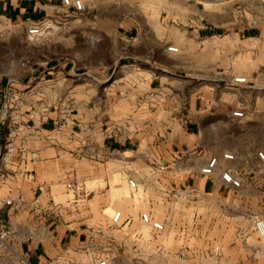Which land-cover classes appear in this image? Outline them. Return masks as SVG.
Listing matches in <instances>:
<instances>
[{"label": "crops", "instance_id": "0c3cea01", "mask_svg": "<svg viewBox=\"0 0 264 264\" xmlns=\"http://www.w3.org/2000/svg\"><path fill=\"white\" fill-rule=\"evenodd\" d=\"M88 1L77 11L62 0H0L1 20L13 24L4 33L14 37L15 46L0 74V86L12 81L15 89L8 95L17 100L6 114L1 102L8 95L0 87V178L7 172L18 174L19 169L7 166L26 161L24 150L35 163L48 149L59 160L62 154L57 148L71 156L73 147L82 161L88 157L83 149L94 144L102 154L116 153L128 162L138 156L142 162L162 164V176L171 178L172 184L199 193L212 192L221 182L218 173H201L211 158L228 169L245 170L251 160L232 141L235 135L230 129L236 118L234 101H239L231 100L225 82L236 76L238 56L244 58L243 73L255 79L264 73V22L232 32L229 14L216 19L215 0H106L109 6L102 9L95 6L97 1ZM63 7L66 10L59 9ZM41 22L49 26L48 34L62 23L58 30L64 46L76 54L60 60L51 54L40 57L38 48L31 56L20 53L18 39ZM76 36L78 43L72 44L70 37ZM49 43L47 38L41 47H50ZM170 46L177 50H168ZM56 82L62 83L67 103L51 110L40 100L44 86ZM92 82L97 84L93 103ZM247 83L235 90L248 88ZM76 96L78 103L72 101ZM134 115L142 117L136 121ZM92 126L103 133L99 143L81 138ZM7 129L27 138L10 140ZM56 131L66 138H49ZM40 137L45 140L42 148L28 146ZM226 151L232 160L223 157ZM251 155L257 159L254 151ZM20 174L25 175L22 180L28 189H10V203L8 196L0 198V228L7 230L0 256L22 255L32 264H46L81 249L87 236L85 222L70 218L65 206L54 201L38 170ZM16 210L31 212L32 228L23 235L16 228L21 223L15 224Z\"/></svg>", "mask_w": 264, "mask_h": 264}, {"label": "rangeland", "instance_id": "374dc122", "mask_svg": "<svg viewBox=\"0 0 264 264\" xmlns=\"http://www.w3.org/2000/svg\"><path fill=\"white\" fill-rule=\"evenodd\" d=\"M95 1L99 9L109 6L106 0ZM59 9L66 10L65 7ZM213 9L220 21L223 14H229L232 32L264 22V0H215ZM36 26L43 28L40 36L29 35L26 29L21 41H17V50L24 56H31L37 48L40 57L51 54L62 60L76 54L68 45L64 46L62 31L58 30L62 23L55 24V31L49 34L50 28L45 22ZM12 27V23L0 18V74L6 70L7 58H13L15 54L14 37L4 33ZM47 38L51 40L50 47H41ZM70 38L72 44L74 40L78 43L77 36ZM42 48H45L43 52ZM242 63L243 57L235 58L234 77L251 79L246 80L248 88L235 90L239 84H233L234 77L225 82V87L231 89V100L239 101H234L233 109L242 111V116H234L236 118L231 121L230 129L235 135L232 141L240 145L244 150L243 157L251 162L246 163L245 170L242 167L231 170L218 163V168L211 174H219V169L231 170L241 180L238 188L222 182L212 192L199 193L179 187L172 184L167 175L162 176V164L142 162L138 156L128 162L116 153L102 154L94 143L102 141L103 133L93 126L81 134V138H87L94 144L83 149L88 156L86 160L78 161L77 152H72L78 148L72 147L70 156L59 147L56 149L62 154L59 160H55L53 151L48 149L42 153L39 162L33 163L30 153L24 150L26 161L8 164L12 171H19H16L17 175L7 172L8 175L0 178V198L11 194L10 189H28L22 180L25 175L20 172L30 174L32 170H38L40 178L47 182L48 188L51 187L54 201L65 206L70 218L85 222L87 236L81 249L71 250L46 264H97L99 261H104V264H264V237H259L253 229L257 218L264 219V159L257 156L259 151L264 152V73L255 79V75L243 73ZM90 85L94 92L90 100L93 103L97 84L92 82ZM0 87L7 95L15 89L12 81ZM63 91L62 83L45 85L42 91L44 98L40 102L53 110L58 103H67V99H63ZM79 100L80 97L76 96L72 101L78 103ZM16 101L10 95L2 100L6 114L14 110ZM72 113H76V109ZM141 117L134 115L136 121ZM6 118L9 119L8 115ZM76 131L78 137V129ZM6 133L10 140L27 138L9 129ZM49 138L62 140L66 134L56 131ZM44 144L41 137L28 142L30 148H42ZM253 151L256 160L251 159ZM13 154L20 155L18 152ZM96 155L98 157L93 159ZM130 180L135 183L132 187ZM112 187L118 189L120 195H113L115 190ZM10 198L6 197L7 200ZM142 213L162 222L164 229L158 231L143 222ZM31 218L28 210L14 212L15 224L21 222L16 227L20 235L32 228ZM24 223L26 228L22 225ZM3 231L5 234L0 242L7 234L5 228H0V232ZM0 264H18V258L0 256Z\"/></svg>", "mask_w": 264, "mask_h": 264}, {"label": "built area", "instance_id": "2783aa9c", "mask_svg": "<svg viewBox=\"0 0 264 264\" xmlns=\"http://www.w3.org/2000/svg\"><path fill=\"white\" fill-rule=\"evenodd\" d=\"M62 2L67 6H73V8L77 11H80L83 9V2L81 0H62ZM43 31V28L41 26H31L27 29V33L31 36H40ZM168 50L170 51H176L177 48L174 46L168 47ZM233 84H242L246 82V79L241 76L234 77L232 80ZM234 116H242V111H234ZM257 156L260 159H264V152L259 151L257 153ZM225 159L231 160L233 159L232 153H225L223 155ZM218 168V160L216 157L211 158L202 168L201 173L205 176H210L216 169ZM219 174L221 178V182L229 186L231 188H238L241 186V180L239 177H237L231 170L228 169H219ZM131 186H134L135 183L130 180L129 181ZM6 203H10V200L6 201ZM119 214H117L118 216ZM141 219L143 222L149 224L153 229L161 231L164 229V225L162 222L157 220H152L150 215L147 213L141 214ZM253 229L257 233L259 237H264V219L263 218H257L254 221ZM5 232H0V238L3 237ZM217 251V249H216ZM18 264H32L29 262L24 256L19 255L18 256ZM97 264H104V261H99Z\"/></svg>", "mask_w": 264, "mask_h": 264}, {"label": "bare ground", "instance_id": "6f19581e", "mask_svg": "<svg viewBox=\"0 0 264 264\" xmlns=\"http://www.w3.org/2000/svg\"><path fill=\"white\" fill-rule=\"evenodd\" d=\"M126 186V185H125ZM132 187V186H131ZM127 188V187H126ZM112 189H113V187H112ZM116 192H115V191ZM118 190V189H117ZM116 189H113V191H114V193H113V195H116V196H118V195H120V191L118 192ZM121 190V189H120ZM127 190V189H126ZM123 191V190H122ZM122 191H121V194H122ZM124 193H125V188H124V191H123ZM127 192V191H126Z\"/></svg>", "mask_w": 264, "mask_h": 264}]
</instances>
